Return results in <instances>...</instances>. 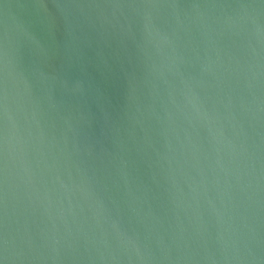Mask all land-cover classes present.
I'll return each mask as SVG.
<instances>
[{"label":"water","instance_id":"1","mask_svg":"<svg viewBox=\"0 0 264 264\" xmlns=\"http://www.w3.org/2000/svg\"><path fill=\"white\" fill-rule=\"evenodd\" d=\"M0 264H264V0H0Z\"/></svg>","mask_w":264,"mask_h":264}]
</instances>
